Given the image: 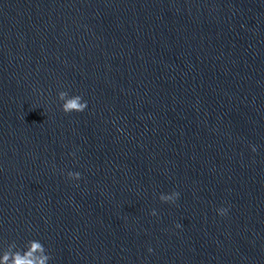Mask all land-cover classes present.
<instances>
[{
	"label": "clouds",
	"instance_id": "1",
	"mask_svg": "<svg viewBox=\"0 0 264 264\" xmlns=\"http://www.w3.org/2000/svg\"><path fill=\"white\" fill-rule=\"evenodd\" d=\"M57 98L62 102L61 110L65 114L83 112L88 106V102L81 95H70L68 91H59ZM118 131L123 130L118 129ZM251 150L256 152V146H252ZM70 155L75 156V153H70ZM67 177L71 180L78 181L81 179V173L68 171ZM76 186L78 187L79 185L77 184ZM179 196V192L172 191L168 194L161 193L159 199L163 203L175 204ZM216 211L218 215L226 216L229 208L220 207ZM151 215H157L155 209L152 210ZM175 226L177 228L181 227L180 224H176ZM148 251L151 253L153 249L149 248ZM51 259L52 256L45 246L39 240L32 239L28 240L23 247H19L15 241L9 243L2 255H0V264H49Z\"/></svg>",
	"mask_w": 264,
	"mask_h": 264
}]
</instances>
